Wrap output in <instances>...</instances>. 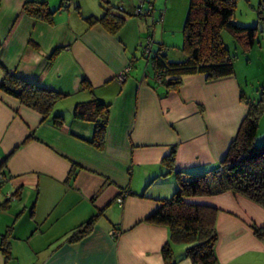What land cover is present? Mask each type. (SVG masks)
Segmentation results:
<instances>
[{
    "label": "crops",
    "instance_id": "obj_1",
    "mask_svg": "<svg viewBox=\"0 0 264 264\" xmlns=\"http://www.w3.org/2000/svg\"><path fill=\"white\" fill-rule=\"evenodd\" d=\"M25 1L41 0H0V84L12 75L61 98L43 117L0 89V237L9 231L10 245V259L0 254V264H191L185 245L169 243L166 226L145 220L175 191L173 172L189 179L223 159L246 113L241 86L234 76L202 75L184 77L175 92L155 85L151 65L136 52L147 23L133 14L140 0H107L125 13L115 34L84 22L102 16L103 0H69L63 9L61 0L58 7L44 0L51 23L26 16ZM177 6L164 11L166 31ZM91 99L108 108L101 149L90 145L92 125L72 117L76 104ZM171 148L173 172L165 174ZM191 201L218 210L216 264H264V243L251 231L264 223L258 205L229 192ZM98 211L88 236L64 242Z\"/></svg>",
    "mask_w": 264,
    "mask_h": 264
},
{
    "label": "trees",
    "instance_id": "obj_2",
    "mask_svg": "<svg viewBox=\"0 0 264 264\" xmlns=\"http://www.w3.org/2000/svg\"><path fill=\"white\" fill-rule=\"evenodd\" d=\"M236 1L188 0L181 28V61L167 60L166 48L161 44L157 45L154 52L150 50L146 54L148 56H145L140 46L141 57H145L146 62L151 65L155 85L175 92L181 86L182 79L187 76L202 75L207 81L233 76L231 57L223 44L221 32H226L243 52H248L253 47L257 33L255 26L238 27L232 24ZM102 3L106 8L102 16L98 19L88 17L84 22L88 26L98 24L108 33L115 34L122 26L125 16L121 12H114L107 0ZM258 6L264 12V0H259ZM59 7L63 9L65 6L60 3ZM22 12L45 23H51L53 16V11L44 0L25 1ZM156 77H159V81H156ZM82 88L89 89V86L84 83ZM0 89L43 117L49 114L52 105L61 98L59 94L7 74L4 75ZM241 99L246 105V113L225 156L216 167L203 175L183 179L180 172H173V148L162 160L166 168L165 174L173 172L176 178V189L168 199L157 201L159 207L145 221L166 226L169 243L185 245L182 256L191 264H216L214 245L217 237L214 219L218 211L212 206L191 201L192 199L229 192L258 205L264 212V142L254 144L258 118L264 103L263 99L255 103L247 102L243 97ZM107 116V105L97 99L76 104L72 111L73 119L92 125L90 145L96 149H101L104 145ZM53 119L55 125L62 122L59 117ZM1 166L2 161L0 168ZM0 175L1 186L4 183L1 171ZM122 195L126 197L129 192L124 190ZM101 214L98 211L73 229L64 242L76 244L88 236ZM251 231L257 240L264 243V223L261 227L252 226ZM169 246L170 244H165L161 251L168 262L171 259ZM0 254L4 262L10 259L9 231L0 237Z\"/></svg>",
    "mask_w": 264,
    "mask_h": 264
},
{
    "label": "rangeland",
    "instance_id": "obj_3",
    "mask_svg": "<svg viewBox=\"0 0 264 264\" xmlns=\"http://www.w3.org/2000/svg\"><path fill=\"white\" fill-rule=\"evenodd\" d=\"M165 1L153 0L152 16L148 15L147 17L140 18L145 19L147 22L141 37V46L143 47L149 41L150 50L154 52L157 49V45L161 43L166 48L165 54L168 57H172L181 52L180 31L186 16L188 0H168L167 6L165 5ZM59 2L60 0H56L57 7ZM175 2L178 6L174 16L172 15V19L169 20L167 18L166 20L168 23L172 22V25L166 31L165 28H162L163 17H167L164 11L166 13L165 9H170ZM258 2L259 0H237L231 20L232 24L238 27H256L255 42L248 52H243L226 32H221L223 44L231 57L233 76L241 86V95L247 102L251 103L258 102L262 99L264 103V12L259 10ZM60 3L66 6L69 4V0H61ZM102 9H106L104 5ZM116 11L118 13L121 12L119 10ZM121 13L125 16L124 11ZM136 50L138 59H141L140 61L145 66L150 65L149 62L145 64L146 60L145 57H141V49L139 46ZM145 56L148 55L145 54ZM257 124L258 127L254 139L255 145L264 142V105ZM104 221L102 220L101 223L106 225Z\"/></svg>",
    "mask_w": 264,
    "mask_h": 264
},
{
    "label": "built area",
    "instance_id": "obj_4",
    "mask_svg": "<svg viewBox=\"0 0 264 264\" xmlns=\"http://www.w3.org/2000/svg\"><path fill=\"white\" fill-rule=\"evenodd\" d=\"M144 6H145V9H144ZM151 11H152V0H140L139 5L136 8H134L133 14L135 16H141V15L148 16L151 14ZM141 48H142V51L144 52V54H148L150 51V42L147 41L143 47L141 46ZM127 70L128 69H124V71H122V73H120L118 75V77H117L118 81H123L124 75L127 73ZM156 81H159V77H156ZM1 179H2V177L0 175V180ZM123 197H124V195H123ZM115 201L118 205H121L122 197L117 198ZM116 234L117 233L113 231L112 235L116 236Z\"/></svg>",
    "mask_w": 264,
    "mask_h": 264
}]
</instances>
